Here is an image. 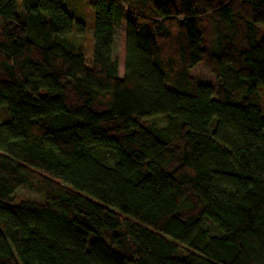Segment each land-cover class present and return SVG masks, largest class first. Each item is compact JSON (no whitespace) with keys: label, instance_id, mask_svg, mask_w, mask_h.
<instances>
[{"label":"trees","instance_id":"16d2710c","mask_svg":"<svg viewBox=\"0 0 264 264\" xmlns=\"http://www.w3.org/2000/svg\"><path fill=\"white\" fill-rule=\"evenodd\" d=\"M90 7L0 0V264H264V0Z\"/></svg>","mask_w":264,"mask_h":264},{"label":"rangeland","instance_id":"374dc122","mask_svg":"<svg viewBox=\"0 0 264 264\" xmlns=\"http://www.w3.org/2000/svg\"><path fill=\"white\" fill-rule=\"evenodd\" d=\"M91 0H60L61 7L75 22L81 23L84 27V34L78 35L76 30H73L69 36V41L75 46V49L80 53L87 64L92 58L93 39L92 31L94 27V12L90 7ZM125 21L121 18L114 28V42L112 48V59L118 64V73L121 76L123 72L124 62V45H125ZM258 36L264 37V25L258 27ZM190 76L197 81L206 85L214 86V79L205 69L198 65L189 71ZM6 115L0 111V121H3ZM152 124L156 127H162V121L155 120ZM15 198L18 200H30L34 202H41L37 194L25 189H19L15 193Z\"/></svg>","mask_w":264,"mask_h":264}]
</instances>
